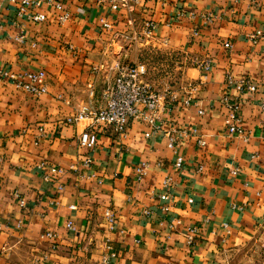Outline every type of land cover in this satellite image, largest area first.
<instances>
[{
    "label": "crops",
    "instance_id": "0c3cea01",
    "mask_svg": "<svg viewBox=\"0 0 264 264\" xmlns=\"http://www.w3.org/2000/svg\"><path fill=\"white\" fill-rule=\"evenodd\" d=\"M62 1L71 12L66 20L50 6L40 8L47 14L41 21L19 16L14 3L0 6V65L43 69L48 83L47 91L34 95L0 76V264H264V39L254 43L250 35L264 31V0H142L137 23L141 16L158 24L149 44L114 41L115 32L100 31V14L116 15L115 29H123L125 12L115 14L93 0ZM20 31L23 41L15 38ZM137 48H160L173 59L174 83L164 77L160 90L178 98L171 102L167 95L163 127L146 136L149 124L135 119L119 136L99 126L97 145L83 147L79 134L89 120L66 117L85 102L104 105L103 90L114 78L109 68L94 73L92 64L132 58ZM191 56L210 59V68L184 66L179 84L180 59ZM229 71L257 89L230 88ZM192 84V104L184 106L180 98ZM225 94L240 102L238 112L227 106ZM237 113L239 127L231 132ZM171 122L192 130L176 146L185 157L181 168L168 141ZM41 160L66 170L46 180L37 166ZM143 161L148 170L138 179ZM234 166L240 168L236 174ZM167 175L173 184L162 199ZM106 207L116 213L114 228L107 226ZM192 226L199 233L187 244ZM112 250L116 254L102 263Z\"/></svg>",
    "mask_w": 264,
    "mask_h": 264
},
{
    "label": "built area",
    "instance_id": "2783aa9c",
    "mask_svg": "<svg viewBox=\"0 0 264 264\" xmlns=\"http://www.w3.org/2000/svg\"><path fill=\"white\" fill-rule=\"evenodd\" d=\"M2 1H7L17 5V13L19 16H25L30 20L41 21L47 18V14L40 10L44 6H50L55 9L60 16L61 20H66L70 17L71 12L65 8L62 0H0V6ZM96 4L109 5L112 12L118 14V12H125L127 14V22L123 29H115L117 23V16L109 13H102L98 16L97 25L102 32H115L114 41L119 38L129 40L131 42L145 41L150 42L156 38V27L158 26L157 21L153 17L141 18V22L137 23L139 13L145 7L142 0H93ZM207 19H211V15H206ZM3 24L0 20V29ZM251 39L254 43H258L264 39V31L261 28L251 32ZM15 38L19 41L25 39V34L22 31L15 34ZM163 41H166L164 38ZM225 46L232 47L230 40L225 41ZM190 61L195 65L202 67L207 70L210 68V59H200L198 56H191ZM92 71L98 73L102 69H111L114 71L113 80L106 84L103 90V96L105 103L102 106H98L93 102H85L80 108L73 114L66 117L68 122H80L83 120H89V123L79 134V143L85 148H94L99 140L98 127L103 126L104 128L111 127L116 134L119 136H126L128 132V126L131 120H142L149 124V130L144 133L146 136L155 134L158 130L163 127V120L160 115L161 107H165L166 97L169 96L171 102L178 98L177 92H172L166 88L160 90L155 88L153 83L147 79L148 67L145 62H127L123 59L113 58L101 60L98 63H93ZM0 76L7 78L12 81L17 87L23 88L26 91L31 92L34 95H39L48 90V83L46 80V73L43 69L37 70H26V71H15L10 68H5L0 65ZM226 83L230 88H234L238 92H253L257 89V84L253 83L246 76H237L233 72L229 71L226 73ZM90 93L92 98L94 97L95 88L94 84L90 85ZM196 89L194 84L187 89L186 94L183 98H180V102L184 106H190L193 100V91ZM229 94H225L223 99L227 103V106L231 110L238 112L241 106L237 100L231 101ZM175 104H170L168 108L173 109ZM264 107V103H263ZM199 114H203L205 109L199 107L197 109ZM240 118L237 113L234 121L230 124L229 129L231 132L238 129L236 120ZM173 121V120H172ZM264 123V117H263ZM43 129V127H41ZM191 129L186 125L179 126L171 122V133L169 135V145L176 152L175 166L181 168L184 163V155L177 150V144L191 134ZM199 143L205 144V138H199ZM90 160V157L85 159L86 162ZM41 175L44 179L49 180L53 175H62L66 168L62 165L48 164L46 161L41 160L37 164ZM72 168L75 165L71 164ZM148 161H143L137 166V177L141 179L148 170ZM202 168V165H199ZM239 166L231 168V173L236 174L239 171ZM164 190L160 193L162 199L170 197L169 187L173 184L172 177L167 175L162 180ZM63 184L60 183L58 190L61 191ZM16 195L22 198L21 194L16 191ZM72 207L75 205L72 204ZM164 210H169V204H163ZM146 214L150 213L149 208L143 210ZM104 217L109 228H114L116 225L117 216L115 211L111 207L104 209ZM180 220H176L177 224ZM174 225V224H173ZM67 226L74 228V222L72 219L67 221ZM175 226V225H174ZM1 228V224H0ZM199 230L196 226L190 227L186 234L187 244H194L197 238ZM50 238L57 236L56 231H48ZM116 251L112 250L104 254L102 263L110 261L111 256H114Z\"/></svg>",
    "mask_w": 264,
    "mask_h": 264
},
{
    "label": "rangeland",
    "instance_id": "374dc122",
    "mask_svg": "<svg viewBox=\"0 0 264 264\" xmlns=\"http://www.w3.org/2000/svg\"><path fill=\"white\" fill-rule=\"evenodd\" d=\"M131 42V41H130ZM132 43H141V44H149V42L145 41H139V42H132ZM117 48L119 47L118 44L115 45ZM143 46V45H142ZM139 47V46H138ZM168 53L161 51L160 48H156V50L152 49H135L133 50V57L131 58H122L124 61L127 62H138V61H143L146 63L148 67V72H147V79L153 82V85L157 89H161L163 84L165 83V80L163 79L164 77L169 78V83L170 80H172V83H174V77H173V59L172 58H167L166 56ZM179 65L180 68L178 69L180 71L178 78H176V81L180 84H182V77L183 74L181 71L184 70V66L187 65H194L192 61H190V58H181ZM182 79V80H181Z\"/></svg>",
    "mask_w": 264,
    "mask_h": 264
}]
</instances>
